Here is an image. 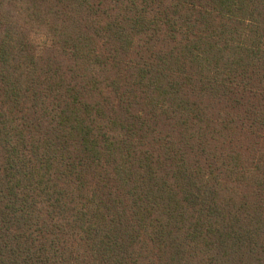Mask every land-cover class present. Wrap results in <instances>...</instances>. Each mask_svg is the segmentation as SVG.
I'll list each match as a JSON object with an SVG mask.
<instances>
[{
    "label": "trees",
    "instance_id": "obj_1",
    "mask_svg": "<svg viewBox=\"0 0 264 264\" xmlns=\"http://www.w3.org/2000/svg\"><path fill=\"white\" fill-rule=\"evenodd\" d=\"M0 264H264V0H0Z\"/></svg>",
    "mask_w": 264,
    "mask_h": 264
}]
</instances>
